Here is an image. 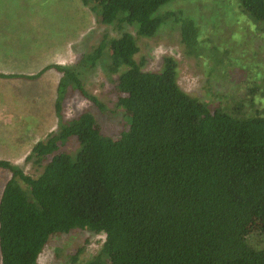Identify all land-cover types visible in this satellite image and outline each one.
<instances>
[{"label":"trees","instance_id":"obj_1","mask_svg":"<svg viewBox=\"0 0 264 264\" xmlns=\"http://www.w3.org/2000/svg\"><path fill=\"white\" fill-rule=\"evenodd\" d=\"M169 1L81 3L99 23L132 26L141 38L154 37L174 17L187 53L195 54L199 26L190 16L159 12ZM235 2L264 29V0ZM139 50L135 35L122 31L104 34L76 65L0 73L29 80L51 68L60 74L56 128L25 157L41 171L30 175L0 159L10 173L0 194L1 264H38L50 240L74 230L103 236L84 264H264V108L246 109L256 87L211 106L179 86L175 58L164 56L159 71H147L143 58H135ZM104 51L108 72L116 75V107L130 119L115 137L101 132L88 109L71 118L63 113L71 93L105 109L78 70L93 67ZM71 142L76 146L69 150Z\"/></svg>","mask_w":264,"mask_h":264},{"label":"rangeland","instance_id":"obj_2","mask_svg":"<svg viewBox=\"0 0 264 264\" xmlns=\"http://www.w3.org/2000/svg\"><path fill=\"white\" fill-rule=\"evenodd\" d=\"M166 11L196 21L195 54L187 53L174 17L154 37L141 38L132 26L99 23L81 0H0V73L29 75L50 64L76 65L78 57L96 47L104 34L113 37L129 31L137 38L140 50L135 58H143L144 70L159 71L162 58L172 56L177 61V82L189 94L214 106L240 100L256 87L255 103H246V109L264 108V29L241 12L235 0H173L160 6L159 12ZM108 62L104 51L93 67H78L85 88L105 109L98 110L71 93L63 113L71 118L88 109L101 132L115 137L130 119L116 107V75L108 72ZM59 77L51 68L34 80L0 78V159L30 175H37L42 167L25 157L37 140L56 128L53 103ZM74 146L71 142L66 148ZM9 177V171L0 168V194ZM102 237L85 230L58 235L43 248L38 264H69L78 249L76 264H84L98 252ZM249 240L261 243L253 237Z\"/></svg>","mask_w":264,"mask_h":264}]
</instances>
